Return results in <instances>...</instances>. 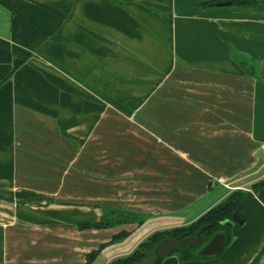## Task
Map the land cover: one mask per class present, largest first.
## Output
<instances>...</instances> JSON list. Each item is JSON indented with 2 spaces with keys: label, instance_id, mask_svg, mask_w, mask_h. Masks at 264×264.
I'll return each instance as SVG.
<instances>
[{
  "label": "crops",
  "instance_id": "crops-1",
  "mask_svg": "<svg viewBox=\"0 0 264 264\" xmlns=\"http://www.w3.org/2000/svg\"><path fill=\"white\" fill-rule=\"evenodd\" d=\"M249 1L0 0V264H91L136 235L108 264L236 190L222 252L156 264H264V0Z\"/></svg>",
  "mask_w": 264,
  "mask_h": 264
},
{
  "label": "trees",
  "instance_id": "trees-1",
  "mask_svg": "<svg viewBox=\"0 0 264 264\" xmlns=\"http://www.w3.org/2000/svg\"><path fill=\"white\" fill-rule=\"evenodd\" d=\"M232 1L239 4L250 2L249 0H232ZM262 181H264V177L258 183H262ZM237 193H239V191L237 190L230 192L229 195L226 196V198L213 205V207L202 213L199 217H197V219H195L194 221L188 224L167 228L164 230L154 231V233L148 235L146 239L141 241L130 254L124 256H117L115 259L110 260L108 264H130L135 260L148 256V254L153 255V258L149 262V264H156L164 257L158 251L152 249L157 241H159L160 239L164 238V236L167 235L176 236L184 230L189 231L188 233L190 234H194L197 231V229L204 224L208 225V227L204 230L205 240L209 239L214 234V232L223 231L225 234V245H226L231 238V230H230L231 227L235 225H239L241 223H234L233 225L229 226L226 224H222L221 221L226 218H230L233 212L238 213L239 216L242 218V222L244 221V215L238 208L235 201V196L237 195ZM110 223L112 224V222L110 221L99 220L98 222H82V223H78L77 225L80 228H82L83 226L97 228L98 226H105V225H109ZM122 232L124 231H121L119 235H121ZM176 248L177 249L175 252L178 254L180 259L198 258V256L201 257L209 256V255L200 254L197 249L198 245L188 246L185 242L179 239ZM97 253L98 250H92L88 252L87 261L88 262L91 261L96 256Z\"/></svg>",
  "mask_w": 264,
  "mask_h": 264
},
{
  "label": "water",
  "instance_id": "water-1",
  "mask_svg": "<svg viewBox=\"0 0 264 264\" xmlns=\"http://www.w3.org/2000/svg\"><path fill=\"white\" fill-rule=\"evenodd\" d=\"M222 224L233 225L234 223H242V218L238 213L233 212L230 218L221 221ZM208 227L207 224L201 225L194 234L182 231L176 238L170 235L157 241L153 248L162 256L172 254L176 251L177 239L182 240L188 246L200 245L199 253L202 255H214L222 252L225 245V234L223 231H216L208 240H205L204 230ZM153 255L148 254L141 259L135 260L130 264H149Z\"/></svg>",
  "mask_w": 264,
  "mask_h": 264
},
{
  "label": "rangeland",
  "instance_id": "rangeland-1",
  "mask_svg": "<svg viewBox=\"0 0 264 264\" xmlns=\"http://www.w3.org/2000/svg\"><path fill=\"white\" fill-rule=\"evenodd\" d=\"M149 224H150L149 221L142 223L140 225L139 229H137L136 233L138 234V233H141L142 231L146 230ZM135 237H136V235H133L129 238L123 239L120 242H115L114 245H109V246L103 248L104 251L95 260H93L91 262V264H101L103 256L107 255L109 253H112V251H114L115 248H121L122 250H125L126 248H128L132 244V241L134 240ZM121 256H124V255H121ZM115 258H116V256L113 257L112 259H115Z\"/></svg>",
  "mask_w": 264,
  "mask_h": 264
},
{
  "label": "flooded vegetation",
  "instance_id": "flooded-vegetation-1",
  "mask_svg": "<svg viewBox=\"0 0 264 264\" xmlns=\"http://www.w3.org/2000/svg\"><path fill=\"white\" fill-rule=\"evenodd\" d=\"M185 231V230H184ZM185 232H189V231H185ZM215 233V232H214ZM188 234H190V233H188ZM179 235V234H178ZM178 235H176V236H172V235H170V236H172V237H177ZM208 240V239H207ZM177 243H178V239H177ZM198 250L200 249V245H198V248H197Z\"/></svg>",
  "mask_w": 264,
  "mask_h": 264
},
{
  "label": "built area",
  "instance_id": "built-area-1",
  "mask_svg": "<svg viewBox=\"0 0 264 264\" xmlns=\"http://www.w3.org/2000/svg\"><path fill=\"white\" fill-rule=\"evenodd\" d=\"M261 147H262V149H264V142L261 143Z\"/></svg>",
  "mask_w": 264,
  "mask_h": 264
}]
</instances>
